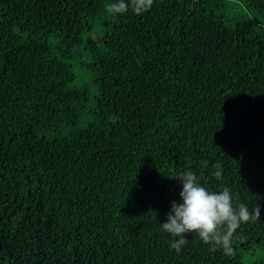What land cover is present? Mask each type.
Wrapping results in <instances>:
<instances>
[{
  "label": "trees",
  "instance_id": "obj_1",
  "mask_svg": "<svg viewBox=\"0 0 264 264\" xmlns=\"http://www.w3.org/2000/svg\"><path fill=\"white\" fill-rule=\"evenodd\" d=\"M112 2L0 0V264H264V0ZM188 171L233 255L170 247Z\"/></svg>",
  "mask_w": 264,
  "mask_h": 264
},
{
  "label": "clouds",
  "instance_id": "obj_2",
  "mask_svg": "<svg viewBox=\"0 0 264 264\" xmlns=\"http://www.w3.org/2000/svg\"><path fill=\"white\" fill-rule=\"evenodd\" d=\"M153 0H115L107 4L110 14H124L129 8L137 15L148 11ZM220 177V172L215 173ZM181 182L180 201L173 200L167 214L166 222L161 223L162 230L173 237L170 247L179 254L187 244V234L195 233L200 240L211 245L212 251L217 248L226 255H233V236L241 224L255 222L260 219V207L249 210L246 204L234 205L229 188L212 191L200 183L197 176L185 172L173 177Z\"/></svg>",
  "mask_w": 264,
  "mask_h": 264
}]
</instances>
